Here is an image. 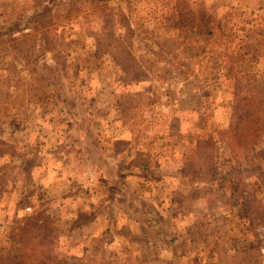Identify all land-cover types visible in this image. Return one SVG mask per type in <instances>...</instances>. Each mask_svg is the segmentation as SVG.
<instances>
[{"label":"rangeland","instance_id":"1","mask_svg":"<svg viewBox=\"0 0 264 264\" xmlns=\"http://www.w3.org/2000/svg\"><path fill=\"white\" fill-rule=\"evenodd\" d=\"M0 264H264V0H0Z\"/></svg>","mask_w":264,"mask_h":264},{"label":"crops","instance_id":"2","mask_svg":"<svg viewBox=\"0 0 264 264\" xmlns=\"http://www.w3.org/2000/svg\"><path fill=\"white\" fill-rule=\"evenodd\" d=\"M42 171H45V172H46V167H44V168L42 169ZM116 171H120V169H118V170H116ZM49 175H52V174L49 173ZM52 177H53V176H52ZM105 177H106V178H109L107 175H105ZM53 178H54V177H53ZM44 182H46V184L49 185V181L47 182V181L44 180ZM131 224H132V221L129 220V221H128V225H131ZM133 225H136V224L134 223ZM177 240H178V239H176V240H174V241L177 242Z\"/></svg>","mask_w":264,"mask_h":264}]
</instances>
